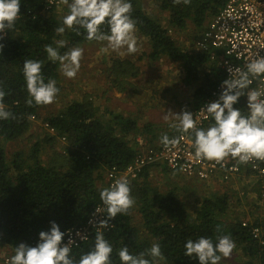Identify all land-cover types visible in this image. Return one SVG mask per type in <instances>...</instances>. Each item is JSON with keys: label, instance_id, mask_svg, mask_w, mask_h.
<instances>
[{"label": "trees", "instance_id": "trees-1", "mask_svg": "<svg viewBox=\"0 0 264 264\" xmlns=\"http://www.w3.org/2000/svg\"><path fill=\"white\" fill-rule=\"evenodd\" d=\"M155 1L169 13L171 28L183 30L186 22L190 21L201 33L222 6V0H191L188 5H176L173 0ZM129 2L138 34L151 42V60L166 57L180 62L185 72V84L199 80L201 67L209 70L193 95V107L199 108L219 80L213 67H209L208 59L177 46L170 29L151 19L141 0ZM56 6H50L48 0H21L20 15L14 28L0 40L4 45L0 53V87L6 92L3 103L5 110L16 117L0 120V246L8 244L15 248L21 243L29 245L39 241L40 232L50 231L52 222L65 232L84 227L97 207H104L105 212L99 193L107 186L104 182L106 172L114 167L123 170L136 159L139 151L131 146L130 137H146L154 133L152 124L140 127L136 119L116 114L113 110H107L109 118L98 116L97 108L86 95L80 102L69 103L59 114L42 119L40 106L27 105L29 96L23 75L24 60L41 61L46 82L51 78L57 83L60 64L48 59L45 45L57 47L56 42L63 40L65 47L58 48L63 54L72 47L97 43L86 39L84 29H78L80 34L77 35L75 27L68 29L63 20L59 22L55 16ZM57 27H65V32L57 34ZM102 30L109 32L107 25L102 26ZM111 73L117 78L138 75L137 66L129 60H117L113 68L106 70L108 77ZM234 108L248 114L247 104L241 98ZM37 119H41L42 124H49L54 135H46L42 142L37 140L27 151L13 150V144L36 127ZM213 123L212 118L206 129ZM172 131L174 133L168 134L169 137L176 135L177 131ZM58 138H65L62 152L54 153L55 158L44 163L40 155L43 143H53ZM147 146L156 148L155 145ZM159 168L163 169L160 171L167 170ZM149 170L141 175V182L130 186L135 199L130 214L118 215L109 221L108 228L100 231L113 247L112 264H121L119 249L126 246L130 254L138 255L153 243H159L165 257L162 260L164 264H199L198 259L184 255V246L188 239L195 241L200 237L210 238L216 243L217 225L222 228L219 235H231L236 251L240 250L246 258L245 264H264V237L261 233L258 237L253 234L259 225L243 226L245 222L225 220L228 214L233 213L230 207L232 195L223 193L202 198L192 218L186 203L173 192L164 193L157 184L151 187ZM132 211L138 213L136 218ZM137 221L145 231L144 236L136 225ZM96 232L93 230L87 241L71 249L70 255L77 262L94 248ZM261 232L264 234L262 228ZM8 254L7 257L13 253ZM3 262L4 259L1 264Z\"/></svg>", "mask_w": 264, "mask_h": 264}, {"label": "clouds", "instance_id": "clouds-1", "mask_svg": "<svg viewBox=\"0 0 264 264\" xmlns=\"http://www.w3.org/2000/svg\"><path fill=\"white\" fill-rule=\"evenodd\" d=\"M62 3L69 7V14L63 18V25L68 29L75 27L77 35L80 34L78 29L82 28L89 42L106 41L105 51L111 49L118 52L124 48L129 54L139 51L135 36L136 21L131 15L132 4L129 0H71L70 4L69 0H62ZM173 3L188 5L191 0H173ZM20 6L21 0H0V40L5 39L7 31L14 28L20 15ZM104 25H107L108 33L102 30ZM55 31L63 34L65 27H57ZM56 43L57 47L45 45L44 51L49 60L59 62L62 74L72 79L80 69L84 49L72 47L60 54L58 48L65 47V41ZM3 48L4 45L0 43V53ZM206 72L209 70L206 69ZM228 72L230 78L223 82L219 100L202 108L214 120L207 129L198 128L193 114L186 110L181 114L169 110L164 119L174 121L170 122L169 127L175 131L194 134L196 159L221 163L231 157L242 164L252 160L264 162V99L261 98L264 96V55L257 51L244 69L229 67ZM23 75L29 96L26 103L29 107L47 106L55 102L60 89L55 79L49 78L46 82L41 61L24 60ZM253 79L259 81L256 89H250ZM245 95L248 102L247 115L234 108ZM5 96L6 92L0 87V120L16 119L13 113L5 110ZM182 138H170L164 134L161 143L165 149H169L176 147ZM180 170L183 171V167ZM139 182L141 181L137 183ZM99 195L105 206L106 218L99 221L97 228H108L109 221L116 219L118 215L130 214L135 205L131 187L124 177L115 180L111 187L101 190ZM96 213H101V210L97 208ZM216 231V243L206 237L195 241L188 239L184 246V255L198 259L199 264H222L223 260L232 256L236 245L231 235H219L222 231L220 225H217ZM76 235L82 240L87 238L80 233ZM64 236L65 233L60 230L59 225L52 222L50 231L40 232L37 246L21 243L15 247V254L10 258L9 264H112L113 247L102 232H96L94 248L82 255L78 262L70 255V245L75 241L69 239L67 244L62 245ZM118 256L121 264H159V261L165 259L159 243H153L149 249L138 255L130 254L125 246L118 250Z\"/></svg>", "mask_w": 264, "mask_h": 264}, {"label": "rangeland", "instance_id": "rangeland-1", "mask_svg": "<svg viewBox=\"0 0 264 264\" xmlns=\"http://www.w3.org/2000/svg\"><path fill=\"white\" fill-rule=\"evenodd\" d=\"M141 1L146 14L151 19L161 23L163 27L170 29L171 36L175 40L176 45L183 51L190 52L193 48L194 41L201 34V30L190 21L186 22V28L183 30L171 28L169 25V13L161 8L158 1ZM70 3L71 1L69 0ZM68 10V5L62 3V0H59L55 11L56 19L61 22L64 16L68 14ZM135 36L139 48V51L135 54H129L126 48L118 52L111 49L105 51L104 49L107 48L106 41L81 45L80 47L84 49V54L77 75L69 79L60 70V77L57 82V87L60 89V92L54 103L47 106H40L39 114L41 119L59 114L69 103L82 101L85 95L90 99L94 107L97 108L98 116L109 118L107 110H113L116 114L136 119L140 127L150 123L154 127L161 128L160 125L163 124L166 129V124L174 122L164 119V116L169 110L175 114H181L184 110L192 114L195 110L192 104L193 95L201 86L206 75V69L204 67L199 69V80L185 84V73L180 62L169 60L166 57L157 61L151 60L149 58V54L151 53L150 40L147 37H141L137 30ZM117 60L132 61L137 66L138 75L122 76L119 74L121 77L117 78L115 74L111 73L112 75L108 77L106 70L113 68ZM41 119L35 121L34 125L36 127L34 126L26 136L20 138L17 143L13 144V150L19 149L27 151L37 140L42 142L46 135L53 134L45 126L46 124H42ZM139 138L147 141L145 136H132L129 138L131 146L135 149H138ZM64 146L65 140L61 138L55 139L53 143H43L40 154L41 159L44 163H47L49 159L55 158L54 153L59 151L61 153ZM160 170L163 169L158 167L150 171L148 182L151 187L152 184H157L160 191L164 193L173 192L178 199L186 203L188 214L193 218L195 212L200 207L202 198L207 197L211 193V189L208 188L206 191L207 194L203 191V195L199 196L200 193L196 190L192 191V189L201 188L200 184L202 183H189V180L177 172L169 171L168 169L166 171ZM104 182H107L106 175ZM185 183L190 185V187ZM211 183L212 185L210 183H206V185L221 186L218 183ZM135 184L137 183L133 185ZM223 188H226V185ZM189 190L192 191V196L189 195ZM220 191L221 189L218 192ZM226 193L235 198L231 200L230 205L233 213L226 216V222L242 221L247 225H259V228H262L264 232V199L256 203L251 202L253 206L248 207L250 199H248L249 202H245V198L237 200L240 194L230 193L229 188L226 189ZM250 196L253 197V193H250ZM135 209L138 208L136 207ZM132 214L135 218L138 216L136 211H132ZM136 225L140 228L141 235L144 236L145 231L138 221ZM1 246L0 264L2 257L7 251L6 244H2ZM245 259V256H243L240 250L236 251L234 249L232 256L223 260L222 264H245ZM159 264L164 263L161 260Z\"/></svg>", "mask_w": 264, "mask_h": 264}, {"label": "built area", "instance_id": "built-area-1", "mask_svg": "<svg viewBox=\"0 0 264 264\" xmlns=\"http://www.w3.org/2000/svg\"><path fill=\"white\" fill-rule=\"evenodd\" d=\"M48 2L50 6L59 4V0H48ZM193 51L206 56L209 67H213V71L215 70V74L219 77L201 106L192 112L197 121L196 126L206 129L212 117L202 108L219 100L223 90L222 84L230 78L228 68L240 67L244 69L245 64L250 61L255 52L259 51L261 55H264V0H222L219 13L206 24L205 30L197 37L193 48L188 52L193 53ZM258 87L259 81L253 79L250 89ZM261 98L264 99V96ZM241 99L246 104L248 103L246 95ZM45 126L51 133H54L48 124ZM181 136L183 138L180 139L179 144L169 149H165L162 143L156 148L148 147L147 142L139 138V152L136 159L123 170L114 167L107 171L106 187H111L115 180L121 177L126 178L131 186L141 179V175L146 169L164 167L169 171L177 172L191 182L202 184L214 182L224 187L231 183L248 180L253 184H258L260 196L264 199V162L252 160L242 164L231 157L221 163L196 159L194 134L178 132L174 137ZM62 139L65 140V138ZM181 167H183V171L180 170ZM97 208L101 210V213H96ZM97 208L84 227L72 228L64 232L62 245L72 239L75 242L70 245V248L73 249L87 241L93 230L101 231L103 229L97 228V226L101 219H105L104 207ZM243 226H247V224L243 223ZM76 233L87 238L82 240ZM260 233L264 237L259 227L253 230L255 237H258ZM39 242L40 240L28 246L35 247ZM14 254L15 251L11 256L6 257L3 263L9 264L10 258Z\"/></svg>", "mask_w": 264, "mask_h": 264}, {"label": "crops", "instance_id": "crops-1", "mask_svg": "<svg viewBox=\"0 0 264 264\" xmlns=\"http://www.w3.org/2000/svg\"><path fill=\"white\" fill-rule=\"evenodd\" d=\"M165 126H166V129H165L163 124L160 125L161 128L154 127V133L146 136L148 145H155V147H158L161 143L162 135H164V134L170 135L173 132L172 131L173 129L169 127V124H166ZM188 182L191 183V181H188ZM185 184L187 185V183H185ZM210 185H212V183H210ZM210 185L200 184L201 188H196V189L193 188L192 191L196 190L198 193H200L199 196H202L203 195L202 192L203 191L206 192L208 190V188H210L211 193L207 196V197H210L212 195H217V194L219 195L221 192L226 193V189L229 188L230 193L240 194V195H238L239 199L245 198L246 199L245 202H249L248 199H250V202L248 203V207L249 206L252 207L253 203H256L257 201L261 200L258 184H253V183H251V181H248V180H243V181H240V182L235 183V184L234 183L228 184V185H226V188H223V189H222L223 185H221V186L218 185V187L217 186H210ZM187 186L190 187V185H187ZM220 189H221V191L218 192ZM192 191L189 192L190 193L189 195H191V196H192V194H191ZM250 193H253V197L250 196ZM206 194H207V192H206ZM251 202H253V203H251ZM251 210H252V208H251ZM1 247H3V246H1ZM6 247H7L6 254L2 257V259H5L7 257V255H9L8 253L11 254L15 251V248H13L12 246H10L8 244H6Z\"/></svg>", "mask_w": 264, "mask_h": 264}]
</instances>
